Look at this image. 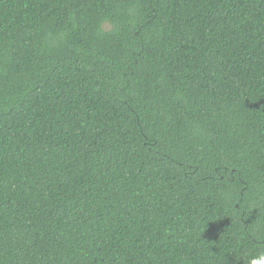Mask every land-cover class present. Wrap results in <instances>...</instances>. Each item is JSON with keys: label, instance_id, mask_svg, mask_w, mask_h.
Wrapping results in <instances>:
<instances>
[{"label": "trees", "instance_id": "trees-1", "mask_svg": "<svg viewBox=\"0 0 264 264\" xmlns=\"http://www.w3.org/2000/svg\"><path fill=\"white\" fill-rule=\"evenodd\" d=\"M264 253V0H0V264Z\"/></svg>", "mask_w": 264, "mask_h": 264}, {"label": "clouds", "instance_id": "clouds-1", "mask_svg": "<svg viewBox=\"0 0 264 264\" xmlns=\"http://www.w3.org/2000/svg\"><path fill=\"white\" fill-rule=\"evenodd\" d=\"M250 264H264V253L250 260Z\"/></svg>", "mask_w": 264, "mask_h": 264}]
</instances>
